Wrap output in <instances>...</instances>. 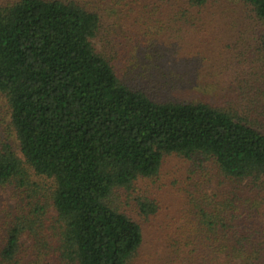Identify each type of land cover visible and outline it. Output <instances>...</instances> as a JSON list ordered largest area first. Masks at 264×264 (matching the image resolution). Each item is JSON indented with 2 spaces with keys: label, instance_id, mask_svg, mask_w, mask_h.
Instances as JSON below:
<instances>
[{
  "label": "trees",
  "instance_id": "trees-1",
  "mask_svg": "<svg viewBox=\"0 0 264 264\" xmlns=\"http://www.w3.org/2000/svg\"><path fill=\"white\" fill-rule=\"evenodd\" d=\"M0 98V264H264V0H0Z\"/></svg>",
  "mask_w": 264,
  "mask_h": 264
},
{
  "label": "rangeland",
  "instance_id": "rangeland-1",
  "mask_svg": "<svg viewBox=\"0 0 264 264\" xmlns=\"http://www.w3.org/2000/svg\"><path fill=\"white\" fill-rule=\"evenodd\" d=\"M133 1V0H132ZM149 1L151 0H145L146 4H149ZM111 10V8H107V5L103 7L102 9V14L109 12ZM111 22V21H110ZM134 22V18L132 17L129 20V24H127L128 26L131 25V23ZM130 29L129 28H125L124 27V31L128 32ZM121 31V30H119ZM118 31V32H119ZM135 31H139L137 28L135 29ZM141 33H142V29H140ZM120 35V33H119ZM0 136L3 137L6 134V122H5V111L3 109V99L0 98ZM185 166V164H183ZM181 164L175 165L174 162H170L168 164H166L164 166V174L162 176H160L159 178H156L152 181H146V182H141L140 186L137 190V193L132 196V200L131 203L133 205H135L134 203V198H136L137 196H144L147 195L149 198H153L154 194L157 193V189L158 188H162V189H166L165 187L169 186V189L172 187V181L174 179H176L175 177H177L180 173H181ZM169 189L167 191H169ZM19 194H21V191L16 190V188L14 187H10L8 186L5 189H0V219L5 220V214L7 212H11L12 214H16V203H17V196H19ZM164 214V212L162 211V213H160V216H162ZM143 224L146 226V228L151 227L150 224H152V221H150L148 223V221H144ZM152 231V229H150V232ZM27 241V246L25 248V250H23V254L24 257L28 256L30 257L31 251L33 249H31V242L29 240ZM48 245H40L37 246L36 250H40L43 254V257H48L49 255V247H47ZM23 257V256H22Z\"/></svg>",
  "mask_w": 264,
  "mask_h": 264
}]
</instances>
